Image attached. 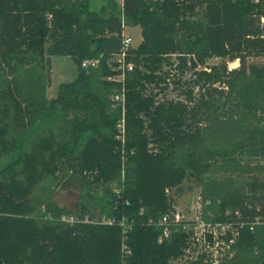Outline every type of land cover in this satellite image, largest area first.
I'll return each mask as SVG.
<instances>
[{
    "label": "trees",
    "instance_id": "1",
    "mask_svg": "<svg viewBox=\"0 0 264 264\" xmlns=\"http://www.w3.org/2000/svg\"><path fill=\"white\" fill-rule=\"evenodd\" d=\"M90 1L0 0V264H169L187 238L159 242V220L188 181L214 221H250L264 204V66L247 63L264 56V0H122L100 13ZM123 24L143 41L122 84L107 79ZM56 55L78 71L48 99ZM172 85L177 99H160ZM122 89L124 113L110 109ZM71 184L115 223L87 207L63 221L50 199ZM221 264H264V224Z\"/></svg>",
    "mask_w": 264,
    "mask_h": 264
},
{
    "label": "built area",
    "instance_id": "2",
    "mask_svg": "<svg viewBox=\"0 0 264 264\" xmlns=\"http://www.w3.org/2000/svg\"><path fill=\"white\" fill-rule=\"evenodd\" d=\"M261 22L264 24V18ZM124 28L125 24H123V30ZM132 48V38L126 36L123 31L121 50L113 58L114 69L118 74L107 80L124 83L125 75L134 70L133 64L127 60ZM98 63V60L84 61L82 67H95ZM111 102V110L121 108L124 113L125 90L122 89V92L116 93ZM118 129L119 137L124 142L123 119L118 124ZM256 211L257 214L250 221L243 219L239 212L227 213V219L224 221H214L211 213L205 217L202 204L196 208L192 217H188L174 208L159 220V226L162 229L159 242L169 240L173 234L183 233L187 238V243L198 248V253L191 264H221L224 260L231 259L235 255V246L243 230L253 231L256 227L264 224V204L258 205ZM63 221L73 224L79 219L70 216L64 217ZM84 221L88 222L89 219L85 218ZM102 223L113 225L115 222L103 218ZM120 225L124 227V231L131 229L125 221ZM124 249H126L125 246Z\"/></svg>",
    "mask_w": 264,
    "mask_h": 264
},
{
    "label": "rangeland",
    "instance_id": "3",
    "mask_svg": "<svg viewBox=\"0 0 264 264\" xmlns=\"http://www.w3.org/2000/svg\"><path fill=\"white\" fill-rule=\"evenodd\" d=\"M121 2L122 0H91L89 4V9L93 12L100 13L103 9L112 6L118 12H120L122 7ZM198 13H201V10H199ZM192 19H195V17L193 16ZM261 24L264 27V24L262 22ZM123 31L126 36L132 38V49H137V47L143 41L142 29L139 26H129L126 24ZM131 63L133 64V66L136 65L134 62ZM220 63H222V60L214 58L208 61L207 66H214ZM247 63L264 66V56L250 58L247 60ZM239 65V62L229 63V68L236 69L239 67ZM77 71V65L71 57L63 55L52 56L51 85L48 88L47 98H55L58 95L59 88L62 84H67L75 80L77 76ZM189 75V73L186 74L185 79L186 77H189ZM173 87L174 86L172 85L167 91L161 92V96L159 98L177 99L179 93L173 91ZM157 91L158 90H156V92ZM116 129H118V125ZM118 130L116 134V141L123 143L119 137ZM5 137L6 134H4L1 139H4ZM200 192V188L193 181L183 183V185L179 188L177 192L175 190L173 191V193L171 192L176 202L174 208L178 209L186 216L192 217L194 215V212L196 211V208L201 205ZM99 193H101V191H99ZM40 201V203H42V200ZM50 201L59 209L65 210L70 213L74 218H79V216L83 215L82 210L84 207H87L89 210V214L90 212L92 214V220L94 223H102L103 221V218L100 217L98 209L90 201V199L86 195V192L84 190L82 191L77 185L71 184L68 185L66 188L61 187L55 190V194L50 199ZM86 215L87 214H85V217ZM197 253V247H193L189 243H186L185 247L183 248L182 254L176 258L170 259L169 264H191L194 261L193 259L196 257Z\"/></svg>",
    "mask_w": 264,
    "mask_h": 264
},
{
    "label": "crops",
    "instance_id": "4",
    "mask_svg": "<svg viewBox=\"0 0 264 264\" xmlns=\"http://www.w3.org/2000/svg\"><path fill=\"white\" fill-rule=\"evenodd\" d=\"M121 4H122V2H121ZM112 11V9H109V11L108 12H111Z\"/></svg>",
    "mask_w": 264,
    "mask_h": 264
}]
</instances>
